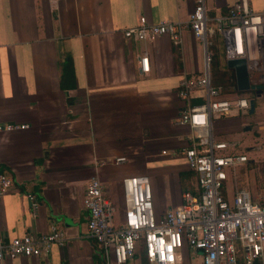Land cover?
Listing matches in <instances>:
<instances>
[{"label": "crops", "instance_id": "1", "mask_svg": "<svg viewBox=\"0 0 264 264\" xmlns=\"http://www.w3.org/2000/svg\"><path fill=\"white\" fill-rule=\"evenodd\" d=\"M197 0H0V124L28 127L0 137V170L12 174L14 187L0 196V241L25 232L60 228L67 241L44 256H17L0 264H102L97 245L86 232L82 204L85 184L96 175L106 198L122 210L121 180L148 179L156 215L181 202L184 190H196V176L180 151L192 132L177 123L181 110L202 101L177 94L178 81L202 68L201 43L182 32L179 45L166 36L125 39L122 30L139 16L148 23L186 21ZM236 0H203L210 17ZM264 12V0H247ZM147 58V72L138 58ZM234 93H226L233 97ZM264 97V96H262ZM252 115L240 120L239 115ZM256 135L247 150L256 159L227 171L222 195L248 190L264 198V109L251 114L232 109L212 119L215 140L240 144L238 130ZM115 157L124 160L114 162ZM259 162V163H258ZM38 200L36 214L25 196ZM199 251L182 245L171 264H199ZM124 264H149L140 243ZM238 264L241 259L238 257ZM252 264H264V256Z\"/></svg>", "mask_w": 264, "mask_h": 264}, {"label": "built area", "instance_id": "2", "mask_svg": "<svg viewBox=\"0 0 264 264\" xmlns=\"http://www.w3.org/2000/svg\"><path fill=\"white\" fill-rule=\"evenodd\" d=\"M185 29L202 48L200 72L182 77L177 84L181 99L187 100L195 92L202 97L199 103L186 102L177 118V123L187 125L192 132L180 153L196 176V190L182 191L178 206L156 215L147 177H123V205L116 220L115 206L104 196L97 176L91 175L82 198L87 211L85 236L97 245L102 264H124L137 243H141L149 264L173 263L176 249L184 244L199 251V264H238V257L241 264H252L264 256V198L253 201L248 190L240 187L234 189L230 200L222 195L227 171L245 163L247 157L236 150V142L215 140L212 134L213 118L228 115L232 109L247 113L248 100L257 97L258 88H264V12L252 10L247 0H236L223 13L210 17L203 0H197L186 21L148 23L139 16L122 35L136 41L166 36L179 45ZM215 35L221 40L224 60L245 61L249 89L233 97L222 94L210 81L208 47ZM138 65L141 72H147L145 55L138 58ZM27 127L24 123L0 124V137ZM122 160L124 157L113 159ZM13 181L12 174L0 170V196L14 187ZM25 196L34 216L39 202L30 192ZM66 241L56 226L40 234L25 232L0 241V262L17 256H44L51 246L60 247Z\"/></svg>", "mask_w": 264, "mask_h": 264}, {"label": "rangeland", "instance_id": "3", "mask_svg": "<svg viewBox=\"0 0 264 264\" xmlns=\"http://www.w3.org/2000/svg\"><path fill=\"white\" fill-rule=\"evenodd\" d=\"M213 42H214V51H215V56L214 58H217L218 60V66L220 68L225 67L224 64V58H223V54H222V45H221V40L220 38H218L217 35H215L213 37ZM209 52H211L212 49L208 48ZM254 105H255V109L257 112L258 107H262V109H264V97L259 96V97H255L254 98ZM246 112H241V114H244ZM252 115H248L245 114V116L243 115H239V119L240 120H247L248 118H250ZM236 138L238 137H242L240 138L242 140V142L240 144H237L236 149L238 150H242L243 151H247L249 157L256 159L258 156H260V151H255V150H247L246 147L253 145V142L255 141V139L257 138L256 135L254 133H250L248 131H242L241 129L238 130L235 134ZM259 163V162H258Z\"/></svg>", "mask_w": 264, "mask_h": 264}, {"label": "trees", "instance_id": "4", "mask_svg": "<svg viewBox=\"0 0 264 264\" xmlns=\"http://www.w3.org/2000/svg\"><path fill=\"white\" fill-rule=\"evenodd\" d=\"M208 48L212 49L211 52H209L210 53L209 71H210L211 84L213 86L219 87L220 92L222 94H225V95L226 93H234L236 95L240 94L239 92L235 90L234 77H233L232 71L229 69H226L225 67L220 68L218 66L217 58H214L215 51H214L213 37L211 38V44Z\"/></svg>", "mask_w": 264, "mask_h": 264}, {"label": "water", "instance_id": "5", "mask_svg": "<svg viewBox=\"0 0 264 264\" xmlns=\"http://www.w3.org/2000/svg\"><path fill=\"white\" fill-rule=\"evenodd\" d=\"M225 68L229 69L233 73L235 90L239 93L245 92L249 89L246 66L243 58L236 59H225L224 60ZM256 95L264 96V88H258L256 90ZM248 113L251 114L254 108V98L248 100Z\"/></svg>", "mask_w": 264, "mask_h": 264}]
</instances>
